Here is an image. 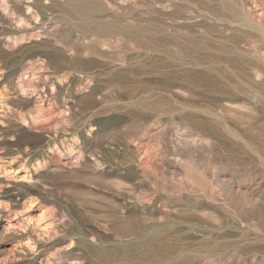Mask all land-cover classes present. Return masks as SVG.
<instances>
[{
    "label": "rangeland",
    "instance_id": "rangeland-1",
    "mask_svg": "<svg viewBox=\"0 0 264 264\" xmlns=\"http://www.w3.org/2000/svg\"><path fill=\"white\" fill-rule=\"evenodd\" d=\"M0 264H264V0H0Z\"/></svg>",
    "mask_w": 264,
    "mask_h": 264
}]
</instances>
